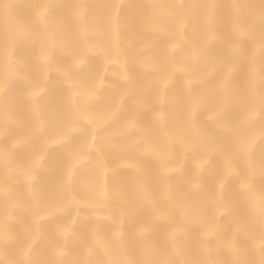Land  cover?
I'll return each mask as SVG.
<instances>
[{
    "label": "bare ground",
    "instance_id": "bare-ground-1",
    "mask_svg": "<svg viewBox=\"0 0 264 264\" xmlns=\"http://www.w3.org/2000/svg\"><path fill=\"white\" fill-rule=\"evenodd\" d=\"M160 2L166 8L157 17V28L149 29L153 12L148 0H124L119 50L115 51L100 34L114 0H86L85 22L94 30L86 38L80 35L75 20L80 0H0V78L7 85L0 97V123L9 118L14 121L0 136V151L8 153L0 161V264H264V227L249 202L253 194H264V139H257L247 154L237 151L241 138L264 127V112L249 125L242 124L254 103L247 79L253 66L260 68L262 54L256 45L264 33V0H216L211 29L216 39L211 43L205 11L195 7L204 0H184L179 7L177 0ZM167 9L175 14L167 15ZM179 21L185 22L182 37L177 32ZM234 24L247 35L239 36ZM176 41L179 46L170 51ZM88 45L97 46L96 50L88 51ZM50 46L54 47L45 64L41 55ZM233 47L239 51H232ZM106 54L112 63L106 62ZM80 56L85 63L74 69L73 62ZM173 65L183 70L175 72L165 92L162 127L152 120V112L160 107L159 81L174 71ZM105 66L104 88L89 107L107 110L127 92L120 119L112 129L135 118L143 137L135 130L116 137L112 153L139 163L150 200L138 197L132 183L135 173L125 169L115 178L120 191L105 207L78 208L67 204L58 186L68 152L81 145L92 130L79 119L77 106L83 107V98L78 95L73 105L68 82L71 79L92 87ZM230 71L233 75L225 103L219 84ZM189 80L195 82L189 85ZM41 86L45 90L37 107L45 131L34 134L36 110L26 94ZM193 98L201 105L195 129L186 120ZM222 106L221 114L210 118ZM76 121L80 127L71 143L53 145L29 185L23 169L44 140ZM165 129L188 137L191 150L165 139ZM138 138L140 144L134 146ZM144 139L158 144L180 168L167 182L161 179L155 158L140 155ZM19 140L23 142L17 144ZM205 156L209 163L198 172L195 161ZM229 157L235 172L225 182V214L218 216L217 186ZM92 159L100 158L93 152ZM108 163L112 167L115 161ZM91 167L80 170V183L74 188L77 200L90 198L82 185ZM111 175L109 169L110 186ZM196 179L199 189L191 187ZM242 181L250 182L249 190L240 188ZM61 201H65V210L55 212ZM183 210H189V215ZM158 211L166 219H156ZM40 217L44 218L37 223ZM204 224L216 225L207 239ZM64 229L67 235L61 234ZM173 232L177 233L174 237Z\"/></svg>",
    "mask_w": 264,
    "mask_h": 264
},
{
    "label": "snow or ice",
    "instance_id": "snow-or-ice-1",
    "mask_svg": "<svg viewBox=\"0 0 264 264\" xmlns=\"http://www.w3.org/2000/svg\"><path fill=\"white\" fill-rule=\"evenodd\" d=\"M86 0H80V5L75 11V20L79 27L80 35L86 38L88 35L93 34V29H90L85 22V14L86 7L84 6ZM124 3V0H114V3L111 7L110 15L107 19L105 27L103 31L100 33L104 36L107 41H110L112 48L115 51L119 50V28H120V10L121 6ZM148 3L152 7V20L148 23L147 27L149 29L157 28V17L161 14V11L166 8L165 5L161 4L160 0H148ZM177 6H182L184 4V0H177ZM196 8L204 9L205 11V26L209 32V43L216 39L215 36L211 34L213 17L216 11V0H204L202 4H196ZM167 15H174L175 13L171 9H167ZM261 21L264 22V13L261 15ZM185 28V22L179 21L177 24V32L179 36H183ZM234 31L239 36L247 35V32L242 28L239 24L233 25ZM178 41L173 42L170 45V51H175L178 47ZM54 46H50L45 49L41 55V60L47 64L50 60L51 49ZM97 46L88 45V51H95ZM257 52L261 53L260 57V68L257 69L255 66L251 68V71L248 75L247 79V87L251 96L253 97L254 103L251 108L247 111L246 118L242 121L244 126L249 125L252 121H254L261 112H264V33L261 34V43L256 45ZM232 51H239L238 47H233ZM197 58L196 55L193 57ZM105 60L107 63H112L113 60L105 55ZM85 63V59L83 56L76 58L73 62V68L78 69L82 64ZM174 66V71L169 72L167 75L163 76L160 83V107L153 110L152 112V120L162 127L165 126V114L162 110L163 104L165 101V92L172 84L174 75L176 71H182L178 67ZM107 68L105 66L104 71L100 73L96 83L92 87H83L77 84L74 80H69V88L72 89L70 99L73 105H76V97L82 96L83 98V107L77 106V110L79 112V119L85 122L91 128V135L79 146H73L71 150L68 152V161L65 165L64 172L62 178L60 180L58 191L67 198V204H75L79 207H87L91 209H100L105 207L106 202L111 198V196L120 191L118 185L115 183V178H117L121 170H131L135 173V177L133 179V187L136 191V194L139 198L143 200H150V195L147 191L143 180V172L139 166V163L133 159L126 156H116L113 155L112 149L115 147V138L116 137H124L131 134L134 130L139 131L141 133V137H143V129L138 127L137 120L135 118L127 119L122 122L121 126L113 130L112 125L120 119L121 113L124 108V100L127 96V92L121 95L119 101L115 103L111 108L104 111H95L91 109L89 106L93 105L95 101H97L100 97L101 90L104 88V74L106 73ZM235 71V70H233ZM233 71L228 72L223 81L219 84V89L224 92V100L225 103L228 99V88H229V80L232 78ZM11 75V73H9ZM195 81L189 80L188 84L191 85ZM6 81L3 78H0V97H2L5 89H6ZM44 88L36 87L30 89L27 94V100L32 104L34 110H36V122L34 126V134H43L44 122L39 118L38 112V98L44 92ZM201 105L196 102L195 98H193V104L187 112L186 120L187 123L193 128H196V116L198 111L200 110ZM223 111V106L220 110H218L212 117L215 119L217 116L221 114ZM12 119H8L4 123H0V136L4 135L6 131V127L8 124L13 123ZM79 121L70 123L66 125L58 134H56L53 138H46L39 150L33 155L28 166L23 169L24 176L28 181L29 185L35 181L37 177L38 171L41 169L43 162L46 160L48 156L49 149L53 147V145H68L71 143V137L74 133L79 131ZM164 138L170 142H175L181 144L186 150H191L192 141L179 133L173 135L169 133L166 129L164 132ZM257 139H264V127H262L259 133L251 134L247 137L241 138L237 144V151L241 154H247L251 151L252 146L256 142ZM23 140H19L16 143H22ZM140 139L138 138L133 142V145H139ZM16 144L13 145L15 147ZM95 152L99 156V161H94L92 159V153ZM139 153L141 156L153 157L158 162L159 165V175L162 180L167 182L170 174L180 171L178 166H175L172 163L171 156L165 152L158 144L153 143L147 139H144L143 147L139 149ZM8 155L3 151H0V161H3L4 157ZM210 155V154H209ZM109 160H114L115 164L112 167H109ZM209 163V157L205 156L203 158H199L195 161V167L198 172H203L205 166ZM87 165H92L91 168L87 169L89 172V178L83 182V187L90 194V198L86 201L77 200L74 195V188L77 184L80 183V170L82 167H86ZM225 174L224 178L219 182L217 186V197H216V205H217V215L223 216L225 214L226 209L222 207L223 203V191L225 187V182L229 176H231L235 169L231 166V157L227 158L225 161ZM109 169L111 170V177L113 178V183L110 186L109 182ZM191 187L193 189H199L201 187L199 179H196L192 182ZM251 187L250 182L242 181L240 184V188L247 191ZM168 197L171 202V194L170 189H167ZM249 202L251 203L254 211L256 212L259 223L262 227H264V194L256 195L253 194L249 197ZM65 210V201H61L60 205L54 209L55 212H63ZM185 216L189 215V210H183ZM51 215V213H49ZM44 217H40L37 219V223H39L40 219ZM156 219L162 220L166 219V214L162 211H158L156 215ZM216 230V225L204 224V237H207L214 234ZM144 231H147L145 229ZM62 235H67V229L62 230ZM177 233L173 232L172 236L174 237ZM117 236L120 235L119 232L116 233Z\"/></svg>",
    "mask_w": 264,
    "mask_h": 264
}]
</instances>
